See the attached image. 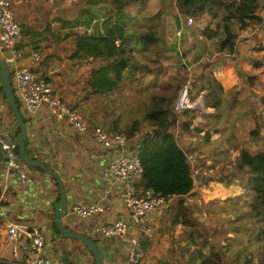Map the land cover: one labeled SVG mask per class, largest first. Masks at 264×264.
I'll return each mask as SVG.
<instances>
[{
    "label": "crops",
    "instance_id": "1",
    "mask_svg": "<svg viewBox=\"0 0 264 264\" xmlns=\"http://www.w3.org/2000/svg\"><path fill=\"white\" fill-rule=\"evenodd\" d=\"M11 1L22 30L21 43L18 44L21 56L16 62L17 66L28 67L31 53L39 52L41 59L33 69L40 78L49 82L54 90L70 104H80L79 108L81 107L91 125L105 129L117 127L118 122L113 115L106 118L100 110H92L91 99L99 95H87V80L90 71L97 66L98 60H72L70 58L74 48L72 34L91 28V33L108 34L120 40V44L125 46L124 37L131 32L129 24L137 21L141 14V5L145 0L128 6L123 12L124 16L112 9L108 16L97 18L98 21L93 25L92 21L88 25L87 16L86 20L80 18L73 20L76 25L74 31L70 30L72 20H67L65 16H60L59 19L49 15L47 4L53 3V0ZM114 10L117 15L113 13ZM259 15L262 17L261 24L246 30H237L238 36L234 51L231 53L227 50L219 51L217 39H205L199 36L201 40L198 41V47L192 49V53H195L192 65L187 69L191 68L195 73L202 72L204 67L202 65L206 62L209 71L222 86L223 101L227 100L229 105L224 107L225 102H222L221 107L217 109L208 107L206 112H200L199 108H190L200 112L198 114L203 119L197 123L203 127L199 128L196 123L192 128L191 125L195 124V118H193L189 130L183 135L193 137L197 133L207 138L209 131L211 134L224 131L228 141L234 140L236 143L234 137L245 132L244 123L238 121L233 125L229 124L228 115L230 114L235 121L239 118V114L244 113L233 111L232 101L245 97L248 94L245 89L252 93L254 98H257L258 90H261V96L256 101L262 102L261 105L264 107V0H262ZM113 17L117 18V23H111ZM70 18L72 19V16ZM53 19L55 22L51 23ZM132 33L137 39L136 34L139 33L134 31ZM200 44L202 51L199 50ZM205 50L211 51L209 57L205 56ZM201 78L202 76H199V80ZM186 80L184 79V82H187ZM235 95L240 96L235 97ZM19 109L27 130L26 152L30 157L46 162L60 174L68 195L69 209L71 210L73 204L92 202H98L103 207V212L87 218H81L69 212V218H63L64 224L70 230L89 235L95 240L100 249L103 264H124L128 252L127 238L132 234H139L140 228H133L124 240L103 238L97 232V228L104 224L118 218H128L116 188L107 184L104 179V170L114 155L112 150L99 145L90 133L77 132L66 123L56 121L47 107L42 106L36 112L28 113L19 103ZM223 126L225 128H222ZM8 131L13 132L14 136L19 132L13 112L2 95L0 85V133ZM5 163L3 156L0 158V264H26L29 255V251L23 247L24 240L9 239L6 228L10 223L37 228L43 232L46 240L43 249L44 264H95L93 255L86 250L84 243L58 236L48 225L49 217L44 216L43 211L47 202L46 196L53 190L56 192L53 181L37 168L25 166L32 181L23 184L14 173H10ZM55 196L56 194L52 199ZM163 216L164 213L155 222L153 219L146 223L153 226H150L152 228L150 235L145 237L148 246L142 264H160L170 247L169 240L173 233L171 235L166 229L161 230L159 226ZM14 247L17 250L16 255L13 252Z\"/></svg>",
    "mask_w": 264,
    "mask_h": 264
},
{
    "label": "rangeland",
    "instance_id": "2",
    "mask_svg": "<svg viewBox=\"0 0 264 264\" xmlns=\"http://www.w3.org/2000/svg\"><path fill=\"white\" fill-rule=\"evenodd\" d=\"M53 1V3L47 4L49 15L59 19L60 16H65L67 20H72L70 30L74 31L76 27L73 20L79 18L86 20V15L79 11L78 0ZM162 2V0L161 2L145 0L141 5L139 18L136 22L129 24L131 32L125 36L126 38L124 37V42L126 49L131 50L130 56L127 57L131 66L128 64L129 68L122 73L120 88L105 95L94 96L91 99L93 111L100 110L106 118L113 115L118 122L119 132L124 133L134 121L139 122L138 132L133 138H130L131 146L137 143L140 135L152 130V126L145 121L151 96L155 94L170 96L177 83L180 84V89L177 91L179 96L185 83H191L199 76L206 77L209 73L206 62L202 65L204 66L202 72L197 70L199 73H195L191 68L187 69L192 65L195 54L192 53V49L198 47V41L201 40L202 35L197 28L185 26L186 16L183 17L178 9L181 20L179 27L168 9L161 10ZM113 13L117 15L115 10ZM154 17L156 18L154 19ZM54 22L53 19L51 23ZM117 22V18L113 17L111 23ZM151 28L155 29L160 39L154 46L146 49L132 35V32L143 34ZM180 28L183 29L178 35L177 32ZM89 29L86 30L87 33ZM115 43L120 44L121 42L115 40ZM204 46L206 48L205 44ZM199 50L202 51L201 44ZM210 55L211 51L205 50V56L209 57ZM184 78L187 79V82H184ZM245 91L248 93L245 97L238 98V101L235 99H233L234 102L232 101L233 111L244 114H239V118L235 121L229 114L227 119L228 123L232 125L238 121L244 123L245 132L234 137L236 143L234 140L222 143L221 139L227 137L224 131L213 133L207 138L199 136L197 133L193 137H187L180 131L177 134L178 142L186 152L194 174V188L185 197V205L181 209L185 216L190 217L196 226L195 230L200 233L197 240L199 242L207 241V244L214 246L220 264H245L248 258H251L250 264L264 263V227L251 225L244 215V206L248 199L244 185L245 176L251 170L257 169L259 163L253 156L262 150V144L253 139L252 130L260 125L261 133L264 132V116H262L264 107L261 105L262 102L256 101L261 96V90H258L257 98H254L247 89ZM178 96L172 102V107H174ZM239 96L235 95V97ZM223 102H225L224 107L229 105L227 100ZM193 103L192 108H199L200 112H206L208 107L205 105L203 96ZM79 106L81 105L77 104V107ZM197 109L194 110L193 116L189 113L187 116L180 115L178 121L185 120L187 117L195 118V124L191 125L194 128L196 123L203 119ZM259 114L262 115L258 116ZM197 126L203 127L198 123ZM187 207L188 209H186ZM163 211L153 217L154 222L163 214ZM185 232H188V228L179 226L172 236L184 242ZM165 254L167 255V252ZM166 259L171 260L169 256ZM170 260H168L169 263ZM179 260L177 259V261ZM172 262L170 264H173ZM160 264H164V262L160 261Z\"/></svg>",
    "mask_w": 264,
    "mask_h": 264
},
{
    "label": "trees",
    "instance_id": "3",
    "mask_svg": "<svg viewBox=\"0 0 264 264\" xmlns=\"http://www.w3.org/2000/svg\"><path fill=\"white\" fill-rule=\"evenodd\" d=\"M140 1L78 0V3L79 11L88 17L89 25L96 18L108 16L112 9L124 16L123 12L128 6ZM162 1L161 10L168 9L179 27L181 20L178 9L183 16L198 17L208 14L212 23L198 31L205 39H217L219 51L227 50L229 53L234 51L238 36L237 30H246L262 22V17L259 15L262 0ZM136 35L138 42L146 49L154 46L160 39L154 28ZM72 36L74 46L70 55L72 60H98L97 66L89 73L87 95H105L119 89L122 83V73L131 66V62L127 59L131 50H127L123 44H116V39L108 34L87 33L85 30L74 32ZM192 81L189 83L188 89L191 102L203 94L207 107L217 109L222 106V86L210 71L206 77L202 76L200 80L198 78ZM178 84L170 96L158 94L151 96L145 121L152 126V130L140 135L137 143L132 145L143 168L142 179L138 186L159 193L167 200V207L163 211L164 216L160 220L161 230L166 229L172 235L179 226L188 228V232H185L184 242L171 236L167 255L161 260L164 264H170L172 261L173 264H220L214 246L207 244V241L199 242L197 240L200 233L195 230L196 226L190 217L185 216L181 209L185 205V197L194 188V174L188 156L177 138L178 131L183 134L189 130L192 118L187 117L182 121H178V118L180 115L187 116L188 113L193 115L195 109H184L185 111L182 113L183 110L177 111L172 107L171 104L178 96L177 91L180 89V84ZM17 104L19 106L18 101ZM70 105L79 108L77 104ZM81 111L83 112L82 109ZM106 130L112 133L120 131L117 127ZM138 130L139 122L134 121L123 134L130 139L135 136ZM261 131L260 125L252 130L253 139L262 144V150L253 156L259 163L257 169L251 170L245 176L244 185L248 199L244 206V215L251 225L264 227V132L261 133ZM210 135V131L207 132V137ZM224 141H228V139H222V142ZM237 164L239 167L240 156ZM147 246L148 242L145 241V248ZM168 256L171 260L166 259ZM177 259L180 260L177 261ZM250 263L251 258H248L245 264Z\"/></svg>",
    "mask_w": 264,
    "mask_h": 264
},
{
    "label": "built area",
    "instance_id": "4",
    "mask_svg": "<svg viewBox=\"0 0 264 264\" xmlns=\"http://www.w3.org/2000/svg\"><path fill=\"white\" fill-rule=\"evenodd\" d=\"M97 21L98 19L92 20V24ZM184 21L185 26L199 30L210 24L211 18L208 14H202L198 17L186 16ZM182 29L178 30V35ZM90 31L91 28L88 32ZM21 38L22 30L12 1L0 0V50L11 70L10 81L17 101L28 113H34L42 106L49 108L56 121L66 123L77 132L90 133L99 145L112 150L114 155L104 170V179L107 184L116 188L128 218H118L104 224L97 228V232L103 238L124 240L133 228H140L139 234H132L127 238L128 252L124 264H142L146 257L145 237L152 231L146 223L152 221L154 214L161 213L167 207V200L159 193L138 186L142 179L143 168L138 154L125 134L112 133L100 126L90 125L80 108L72 107L49 82L38 76L33 68L41 59L39 52L31 53L28 67L17 66L16 62L21 56L18 47ZM188 89L189 83H185L174 104L175 110L190 109L194 106L189 99ZM0 148V158L6 156L5 164L10 173H14L21 183H30L32 179L26 171V165L19 157L18 142L13 132L0 133ZM70 212L81 218H87L103 212V207L98 202L73 204ZM6 231L9 239L24 240L23 247L29 251L26 264L45 263L43 249L46 240L41 230L10 223ZM15 251L17 250L14 247V255H16Z\"/></svg>",
    "mask_w": 264,
    "mask_h": 264
},
{
    "label": "water",
    "instance_id": "5",
    "mask_svg": "<svg viewBox=\"0 0 264 264\" xmlns=\"http://www.w3.org/2000/svg\"><path fill=\"white\" fill-rule=\"evenodd\" d=\"M10 75L11 70L9 65L7 64L4 55L0 50V85L2 95L5 97L8 106L13 112L19 130V132L16 134L19 157L26 166L37 168L44 175L48 176V178L53 181V187L56 188V192L53 190L52 193L46 196L47 202L45 204L43 215L49 217L50 223L48 225L52 227L53 232L64 238L81 241L85 244L86 250L93 255L95 264H103L101 252L95 240L89 235L70 230L63 222L64 217L69 218L70 209L68 207V195L65 184L60 174L49 167L46 162L35 157H30L26 152V124L22 112L20 111L17 104V98L14 94V90L10 81ZM4 160L5 162L7 161L6 156H4ZM54 194H56V196L52 199Z\"/></svg>",
    "mask_w": 264,
    "mask_h": 264
},
{
    "label": "clouds",
    "instance_id": "6",
    "mask_svg": "<svg viewBox=\"0 0 264 264\" xmlns=\"http://www.w3.org/2000/svg\"><path fill=\"white\" fill-rule=\"evenodd\" d=\"M97 19V18H96ZM88 33H91V32H88Z\"/></svg>",
    "mask_w": 264,
    "mask_h": 264
}]
</instances>
